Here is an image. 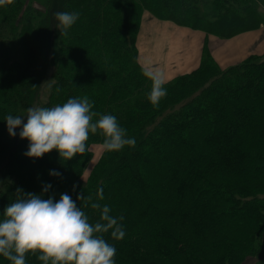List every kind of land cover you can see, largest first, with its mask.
Masks as SVG:
<instances>
[{
	"label": "trees",
	"instance_id": "trees-1",
	"mask_svg": "<svg viewBox=\"0 0 264 264\" xmlns=\"http://www.w3.org/2000/svg\"><path fill=\"white\" fill-rule=\"evenodd\" d=\"M147 10L220 38L264 24V0H13L0 6V221L18 188L56 201L67 193L93 225L104 205L111 216L124 217L122 240L111 230L102 234L116 248L115 264H264V56L219 69L207 49L201 66L167 82L166 97L153 107L152 81L137 50ZM56 12L80 14L66 35ZM208 61L215 67L210 73L202 70ZM49 65L54 73L43 100L39 87ZM84 97L92 111L116 116L136 141L104 151L86 180L90 145L104 140L99 131L89 133L88 151L70 160L55 149L28 157L30 142L19 128L16 138L9 136L7 115L19 116L33 102L50 108ZM47 184L52 187L44 192ZM81 193L92 196L88 207L77 199ZM38 255L26 254V264H43ZM0 264L11 262L0 255Z\"/></svg>",
	"mask_w": 264,
	"mask_h": 264
},
{
	"label": "clouds",
	"instance_id": "clouds-1",
	"mask_svg": "<svg viewBox=\"0 0 264 264\" xmlns=\"http://www.w3.org/2000/svg\"><path fill=\"white\" fill-rule=\"evenodd\" d=\"M11 3L13 0H0V6ZM79 15L78 12L54 13L62 35L67 34ZM142 73L152 81L148 99L153 107H159L161 99L167 95L166 76L163 71L151 67L142 66ZM92 108L93 103L88 97L69 98L66 103L50 108H27L26 123L22 119L24 116L7 115L5 120L12 137L17 135L16 129L21 128L20 138L29 140V148L24 153L28 157L41 158L55 149L62 160H70L88 151L89 133L98 131L104 137V151L135 147V139L127 136V130L120 126L116 116L100 114ZM94 117L99 119L94 122ZM50 174L61 175L55 170H50ZM51 187L47 184L43 191L48 192ZM97 195L103 199L102 188ZM77 199L88 207L93 198L81 193ZM91 208L101 209V205L92 202ZM110 211L109 206L104 205L100 221L93 225L67 193L61 194L56 201L54 197L42 199L41 195L25 193L18 188L17 199L6 206L4 219L0 221V255L11 264H26L28 253H39L37 259L43 264H115L116 248L102 234L111 230L114 239L122 240L125 231L119 221L124 217L115 218Z\"/></svg>",
	"mask_w": 264,
	"mask_h": 264
},
{
	"label": "crops",
	"instance_id": "crops-1",
	"mask_svg": "<svg viewBox=\"0 0 264 264\" xmlns=\"http://www.w3.org/2000/svg\"><path fill=\"white\" fill-rule=\"evenodd\" d=\"M207 49L223 69L251 55L264 56V24L220 38L203 29L159 18L148 10L143 13L137 36L139 63L163 71L168 82L199 68Z\"/></svg>",
	"mask_w": 264,
	"mask_h": 264
},
{
	"label": "rangeland",
	"instance_id": "rangeland-1",
	"mask_svg": "<svg viewBox=\"0 0 264 264\" xmlns=\"http://www.w3.org/2000/svg\"><path fill=\"white\" fill-rule=\"evenodd\" d=\"M211 35H214V34H211ZM215 36H217V35H215ZM213 47V46H212ZM208 48V47H207ZM209 52H210V50H208ZM52 53H53V49H52V47L50 46V47H48V56H49V60H51L50 58L52 57ZM210 54H211V52H210ZM204 65V67L206 68V69H202L204 72H208V73H210V72H212V71H214V66L211 64V62H207L206 64H203ZM218 68L220 69H223L219 64H218ZM203 67V66H202ZM214 67V68H213ZM53 73H54V67L52 66V65H49V69H48V72H47V75L44 77L45 79H44V82H43V84H40V87H39V94H40V97L44 100L45 98H46V95L48 94V89H49V86H50V83H51V80H52V76H53ZM187 74V73H186ZM37 103L38 102H33L32 103V105L30 106V107H38L37 106ZM24 115H26V111L25 112H23V113H21L19 116H24ZM22 119H24V121H25V123H26V119H27V117L26 116H24V117H22ZM18 129H16V131H17ZM19 132L21 131V128H19V130H18ZM17 135H18V132H17ZM17 135L15 136V137H12L10 134H9V136L11 137V138H16L17 137ZM102 144L103 143H100V142H98V141H96V142H94V143H92L91 145H90V152H91V155H90V159H89V162H88V164H87V167H86V169L84 170V173H83V175H82V177H83V179H87L89 176H90V174H91V172H92V170H93V168L95 167V165L97 164V162L99 161V159H100V156L102 155V153L104 152V150H103V148H102ZM253 263V261H251V262H249L248 264H252Z\"/></svg>",
	"mask_w": 264,
	"mask_h": 264
}]
</instances>
